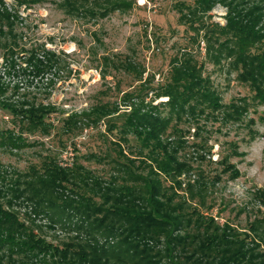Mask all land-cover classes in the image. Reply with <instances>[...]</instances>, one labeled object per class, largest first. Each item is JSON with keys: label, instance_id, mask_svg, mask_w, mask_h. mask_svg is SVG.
<instances>
[{"label": "trees", "instance_id": "1", "mask_svg": "<svg viewBox=\"0 0 264 264\" xmlns=\"http://www.w3.org/2000/svg\"><path fill=\"white\" fill-rule=\"evenodd\" d=\"M95 1L96 11L91 13L100 17L131 7L128 0H69L67 5L81 10ZM192 2L175 4L179 22L201 36L205 54L214 64L227 61L238 81L249 87L255 103L264 106V0ZM216 5L225 8L223 25L210 20ZM12 17L0 0V34ZM51 61L50 56L40 58L36 53L27 58L35 76L51 68ZM201 69L189 54H183L174 60L168 81L155 94L156 99L166 97V101H133L132 93H125L124 109L96 106L87 114L63 120V131L71 132L85 118L93 123L119 119L122 141L127 145L129 135L136 140L139 146L134 156L119 147L107 181L77 164L63 166L52 157L23 173L8 175L7 170H0V264H264L259 238V233L264 234V214L242 232L190 206L187 200L192 201L194 195L202 199L205 182H187L182 188L181 177L192 168L178 156L183 139L170 140L171 133L180 132L174 125L168 133L171 123L183 118L195 123L202 115L215 120L214 114L222 110L217 91ZM6 91L0 79V98ZM0 108L19 122L18 134L0 133V146L10 149L25 144L24 133L48 134L52 124L47 118L56 109L50 104L7 99H0ZM248 110L245 103L230 104L222 117L239 122ZM260 120L264 122V117ZM222 171L232 179L239 176L229 163ZM162 178L171 184L165 186ZM186 194L189 198H184ZM261 202L264 205V197ZM21 206L26 208V220L20 217ZM40 216L52 224L72 225L77 236L61 245L47 242L31 225Z\"/></svg>", "mask_w": 264, "mask_h": 264}, {"label": "rangeland", "instance_id": "2", "mask_svg": "<svg viewBox=\"0 0 264 264\" xmlns=\"http://www.w3.org/2000/svg\"><path fill=\"white\" fill-rule=\"evenodd\" d=\"M181 1L193 3L128 0L130 8L100 17L91 13L96 11V1L80 10L70 9L69 0H3L13 20L11 25L4 23L0 34V79L7 89L0 99L50 104L56 109L47 118L52 124L48 134L24 133L23 146H0V170H7L8 175L23 173L52 157L63 166L77 164L107 181L119 147L134 156L139 146L136 140L129 135L127 145L122 141L119 119L102 118L93 123L85 118V125H77L71 132L63 131V120L72 114H87L96 106L124 109L125 93H132L133 101H166V97L156 99L155 94L168 81L174 60L189 54L217 91L222 110L214 114L215 120L203 115L195 123L185 118L174 120L167 131L172 132L174 125L180 130L171 133L170 140L183 139L178 156L192 168L181 177L182 188L194 181L207 185L202 199L194 195L190 201L187 194L183 196L189 198L190 206L219 224L227 222L247 232L249 225L264 214V122L260 120L264 106L255 103L253 93L238 81L237 72L227 61L214 64L205 54L201 36L179 22L175 4ZM224 15L225 8L220 5L209 13L212 22L222 25ZM31 53L40 58L50 56L51 68L35 76L27 62ZM244 103L249 110L241 121L222 117L230 104ZM163 110L166 114L167 109ZM18 129L17 118L0 108V133L18 134ZM225 163L234 165L239 176L232 179L224 173ZM162 181L165 186L171 184L170 180ZM18 211L26 220V208L21 206ZM48 220L40 216L31 224L47 242L61 245L77 236L72 225ZM259 238L264 250V234L259 233Z\"/></svg>", "mask_w": 264, "mask_h": 264}]
</instances>
